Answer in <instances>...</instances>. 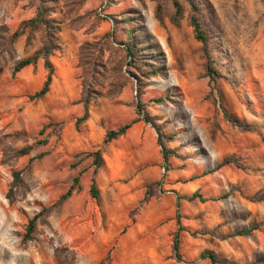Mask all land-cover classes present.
<instances>
[{"label": "rangeland", "instance_id": "obj_1", "mask_svg": "<svg viewBox=\"0 0 264 264\" xmlns=\"http://www.w3.org/2000/svg\"><path fill=\"white\" fill-rule=\"evenodd\" d=\"M158 1L55 0L61 49L50 56L54 74L48 93L33 101L28 95L45 78L43 60L15 76L12 70L41 47V30L26 29L14 41L15 57L4 61L0 74V264H60L57 252L68 258L71 250L76 254L69 264H264V0H210L223 33L220 44L209 40L208 57L187 11L173 24L166 3L158 20ZM33 12L30 0H0V24L10 31ZM126 16L133 17L124 22ZM112 18L118 20L115 27ZM136 26L163 52L165 76L139 80L119 44L105 36L115 28V38L123 40L125 28ZM89 59L98 64L92 76L86 74ZM84 80L94 82L100 95L77 129ZM163 96L172 99L153 101ZM137 98L173 153L165 161L156 127L137 121L141 164L105 187L99 178L103 162L94 199L92 158L85 153L100 147L104 161L105 131L136 116ZM48 122L61 127L49 126L39 135ZM24 148L28 152L16 156ZM84 167L72 195L55 205ZM14 170L23 171L24 185L10 201L6 193ZM137 175L144 183L128 185ZM195 191L205 200L186 198ZM42 208L35 240L21 248L27 220ZM254 225L259 228L250 237L232 235ZM109 228L117 236L107 243L102 237ZM176 233L179 260L172 248ZM203 250L214 251L220 262L201 258Z\"/></svg>", "mask_w": 264, "mask_h": 264}, {"label": "trees", "instance_id": "obj_2", "mask_svg": "<svg viewBox=\"0 0 264 264\" xmlns=\"http://www.w3.org/2000/svg\"><path fill=\"white\" fill-rule=\"evenodd\" d=\"M82 0H79V2ZM111 0H108V2ZM55 0H30V5L34 8L33 15L29 18L22 20L18 26L10 31L4 24H0V74L2 73L4 67V61L6 59H13L15 57L14 51V41L18 36L23 34L26 29L30 31L33 30H41L42 33V45L38 49H36L30 56L25 57L23 59L18 60L12 70V76H15L22 68L32 65L35 66L39 59L43 60V67L46 71L45 78L41 84V86L35 90L34 92L28 95V99L30 101L39 99L44 96L49 91L50 84L52 82L53 74H54V66L50 60V56L53 55L56 51L61 49L59 43V33L61 32V21L53 16L55 12ZM78 3V2H77ZM168 3L170 7L169 20L173 24H178L184 17L185 11H187L186 20L188 24L192 27L194 38L202 43L203 51L206 57H208V43L212 38H217L218 44H220V38L222 36V29L218 22V17L215 11V8L210 0H160L157 2L154 9V16L156 19L160 20L163 13L165 12V4ZM133 16H126L124 18V22H127ZM114 22V27L118 23L117 18H112ZM139 22L141 19L136 18ZM137 23V22H136ZM125 28L124 30V39L117 40L115 38V28L113 32H107L105 36L110 39L112 42H116L119 44L120 49L122 50L126 63L128 65V69L132 75L140 78H147L149 76L161 75L165 76L167 73L165 67V59L164 54L160 50L159 46L148 36L142 35L141 28ZM30 37H27V42H29ZM86 62V74H93V71L97 69V61L95 59H89ZM213 70L209 65L206 66V75L210 80L213 79ZM138 96L140 97L141 93V85L138 82L137 85ZM100 95V92L97 90L94 82L84 80L82 82V90L79 102L82 103L83 111L82 114L74 119L75 126L79 129L80 125L89 118V105L91 101L97 98ZM169 96L159 97L154 99L153 101L156 103H160L164 100H170ZM135 113L136 116L129 122H126L116 128L107 129L105 131V135L103 138V144H109L112 141L118 139L123 136L126 131L131 127V125L137 121H144L146 123L152 124V126L156 127L157 142L161 147L162 157L165 161H167L170 156L172 150L166 148L163 144L162 133L160 132V128L155 126L153 118L149 115V113L145 110V104L141 101L140 98H137L135 101ZM227 117V114L224 113ZM49 126H57L61 127V124H56L53 122H48L44 124L41 129L38 131L39 135H42L44 129ZM29 148H24L19 151L16 156H21L28 152ZM86 156L92 158L91 165L93 167L92 176L90 178L89 185V194L92 198L97 199L99 195V190L96 185L95 174L103 165V158L101 155V148H95L92 151L86 152ZM229 162V160L224 161V163ZM78 162L72 163L70 166L72 168L77 167ZM86 167L82 168L76 176L72 179V184L69 188L59 195L57 200L54 202L55 205L63 203L67 198L72 195L73 189L79 183V177L81 174L86 171ZM209 172V171H208ZM203 172V174L208 173ZM22 170H14L12 171V181L10 184V188L6 193V198L8 200H13L14 196L21 193L24 185V180L22 176ZM198 176H193L190 179H194ZM156 185V182L149 184L147 186V190L145 193V197L143 201H147L151 196V188L153 189ZM79 190V186L77 187ZM227 195H223L221 197H226ZM191 200L194 198H198L201 201L205 199L197 192H193L190 196L186 197ZM44 208H42L38 213L34 214L31 218H29L24 227V233L21 240V248H25L29 241H34V232L36 228V224L38 220L41 218ZM259 228L258 225H254L249 228H239L232 233V235H239L250 237L254 234L255 230ZM173 251L175 256L180 257L178 252V236L177 233L174 236ZM59 253L57 252V257L60 261V264H69L75 258V251L71 250L69 257H59ZM201 258L209 259L212 263L220 262L216 253L212 250H203L200 253ZM69 261V262H68Z\"/></svg>", "mask_w": 264, "mask_h": 264}, {"label": "crops", "instance_id": "obj_3", "mask_svg": "<svg viewBox=\"0 0 264 264\" xmlns=\"http://www.w3.org/2000/svg\"><path fill=\"white\" fill-rule=\"evenodd\" d=\"M263 43V40L260 42ZM182 82L178 81V85H181ZM121 114V113H120ZM119 114V115H120ZM124 120L121 119L120 122ZM118 122V123H120ZM140 126L139 123H134L127 131L126 134L121 136L118 140L110 143L103 148V157H104V166L100 170L99 178L103 186L112 187L118 181L117 175L121 173L123 170H128V175L130 173H134L135 167L141 164L138 162L140 159L139 152L136 151V147L139 146L138 140V132ZM86 142H88L86 140ZM138 155V158H137ZM144 180L140 175H137L136 178H131L128 185L136 186L138 184L144 183ZM125 184V183H124ZM106 215L109 216L110 213L106 208ZM117 236V232L115 229L109 228L106 231V234L102 237V239H106V242L114 240ZM122 241V239H120ZM104 243V242H103Z\"/></svg>", "mask_w": 264, "mask_h": 264}]
</instances>
